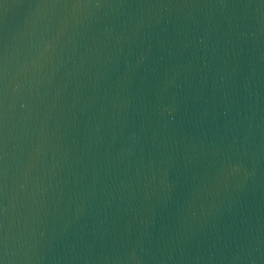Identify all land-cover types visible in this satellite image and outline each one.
<instances>
[{
  "label": "water",
  "instance_id": "95a60500",
  "mask_svg": "<svg viewBox=\"0 0 264 264\" xmlns=\"http://www.w3.org/2000/svg\"><path fill=\"white\" fill-rule=\"evenodd\" d=\"M2 264H264V0H0Z\"/></svg>",
  "mask_w": 264,
  "mask_h": 264
},
{
  "label": "snow or ice",
  "instance_id": "6c2138e0",
  "mask_svg": "<svg viewBox=\"0 0 264 264\" xmlns=\"http://www.w3.org/2000/svg\"><path fill=\"white\" fill-rule=\"evenodd\" d=\"M0 264H2V261H0Z\"/></svg>",
  "mask_w": 264,
  "mask_h": 264
}]
</instances>
